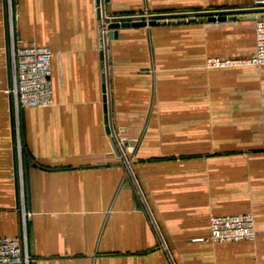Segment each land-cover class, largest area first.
Returning <instances> with one entry per match:
<instances>
[{
    "label": "crops",
    "instance_id": "crops-1",
    "mask_svg": "<svg viewBox=\"0 0 264 264\" xmlns=\"http://www.w3.org/2000/svg\"><path fill=\"white\" fill-rule=\"evenodd\" d=\"M95 1L12 0L19 37L53 52L52 104L16 115L0 0V236L22 230L23 188L32 264H264V65H206L252 56L255 19L132 25L108 39L110 117L126 163L105 123ZM253 2L105 7L129 15ZM234 213L254 215V239L200 240L211 215Z\"/></svg>",
    "mask_w": 264,
    "mask_h": 264
},
{
    "label": "built area",
    "instance_id": "built-area-1",
    "mask_svg": "<svg viewBox=\"0 0 264 264\" xmlns=\"http://www.w3.org/2000/svg\"><path fill=\"white\" fill-rule=\"evenodd\" d=\"M8 1L9 59L12 95L16 115L22 108L46 107L53 102L52 50L35 41L24 43L14 25L12 0ZM96 9L98 7L95 1ZM252 6L264 7V0H254ZM107 28V26H104ZM256 50L250 57H209L208 67L234 65H264V17L255 19ZM105 72V69L103 68ZM22 230L18 236H0V264H32L27 237V219L31 212L26 209L24 189L21 192ZM210 233L200 240L213 242L251 240L256 237L255 218L252 213L214 214L209 220Z\"/></svg>",
    "mask_w": 264,
    "mask_h": 264
},
{
    "label": "water",
    "instance_id": "water-1",
    "mask_svg": "<svg viewBox=\"0 0 264 264\" xmlns=\"http://www.w3.org/2000/svg\"><path fill=\"white\" fill-rule=\"evenodd\" d=\"M106 1L108 0H96L98 5L97 15L101 19L99 25L100 34V56L103 61V68L105 72L102 75L103 79V99H104V111H105V123L108 133L112 134L115 140V146L119 150V154L123 156V159L128 163L125 152L120 144L118 137L113 129L110 107H109V55H108V39L118 37V29L120 27L129 26H144V25H156L164 23H184V22H196V21H223L227 19H241V18H260L264 17V7H229L221 9H205V10H193V11H178V12H165V13H138L129 15H108L106 12ZM4 5V20H5V36L7 46L9 45V32H8V1L3 0ZM107 26L108 30L104 28ZM8 73L11 83V71H10V59L8 57ZM11 103L13 110L12 95ZM126 143V142H125ZM15 161L17 164V152L15 148ZM25 170L28 185V198L30 200V187H29V171L30 162L25 160ZM131 171V169H130ZM132 172V171H131ZM133 173V172H132ZM18 175L16 174V180ZM18 193V184H17Z\"/></svg>",
    "mask_w": 264,
    "mask_h": 264
},
{
    "label": "rangeland",
    "instance_id": "rangeland-1",
    "mask_svg": "<svg viewBox=\"0 0 264 264\" xmlns=\"http://www.w3.org/2000/svg\"><path fill=\"white\" fill-rule=\"evenodd\" d=\"M254 27H255V25H254Z\"/></svg>",
    "mask_w": 264,
    "mask_h": 264
}]
</instances>
